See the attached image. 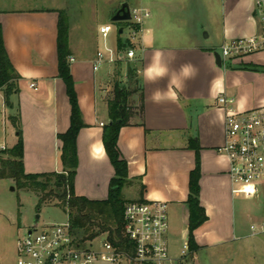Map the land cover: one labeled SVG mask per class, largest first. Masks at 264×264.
I'll list each match as a JSON object with an SVG mask.
<instances>
[{"label": "crops", "instance_id": "1", "mask_svg": "<svg viewBox=\"0 0 264 264\" xmlns=\"http://www.w3.org/2000/svg\"><path fill=\"white\" fill-rule=\"evenodd\" d=\"M107 2V20L98 23L93 51L80 53L69 35L67 62L85 124L76 138L75 193L94 200L108 195L115 172L102 142L103 127L110 120L107 100L113 80L125 82L131 67L136 73V89L129 98L134 110L117 139L127 167L122 196L127 200L167 202L169 217L180 222L181 239L186 242L189 181L197 166L198 201L206 220L193 231L198 245L194 263L202 264L204 255L218 262L246 264L249 255L245 250L250 248L251 237L264 234V218L259 222L260 231L250 232L254 225L247 226L248 213L232 192L228 160L217 152L225 141V111L217 104V97L221 93L234 97L238 110L260 106L264 97L249 98L245 94L248 83L243 73L258 71L240 68L239 64H253L251 60L243 61L245 57H241L217 66L213 53L219 52L227 40L255 34L253 0H134V7L146 8L150 16L129 39L132 58L126 57L127 50L117 52L118 36L111 37L112 28L106 37L99 33V27L110 24V17L123 2L129 8L130 4L128 0ZM58 18L56 6H0L4 47L20 77L18 91L11 97L12 109L5 107L0 90V113L12 128L15 143L17 131L9 115L17 117L23 165L28 173L62 170L57 136L69 127L70 103L59 75ZM119 37L123 39L121 33ZM99 39L106 51L114 49L116 54L115 58L109 54L95 69ZM109 56L113 61L108 60ZM151 63L167 68L162 78L152 82L143 75ZM181 65H191L194 71L181 77L182 86L177 89L171 79ZM157 90L165 94L164 99L153 98ZM126 189L128 197L124 196Z\"/></svg>", "mask_w": 264, "mask_h": 264}, {"label": "built area", "instance_id": "2", "mask_svg": "<svg viewBox=\"0 0 264 264\" xmlns=\"http://www.w3.org/2000/svg\"><path fill=\"white\" fill-rule=\"evenodd\" d=\"M253 2L257 31L249 37L225 41L218 52L222 61L264 50V0ZM129 13L128 21L138 26L130 28L133 39L150 12L143 7H130ZM110 31V24L99 27L103 37ZM108 52L111 54V50ZM133 56V49H128L126 57ZM73 60L70 57V61ZM104 60L103 53L98 51L94 68ZM108 60L113 61L112 56ZM217 104L225 111V141L217 152L228 160L232 192L245 198H257L264 185V105L238 110L235 98L224 93L218 95ZM123 215L124 233L131 242L128 250L119 249L105 235L98 246L92 245L93 240L79 245L73 241L67 222L40 227L36 224L17 236V256L12 264H178L187 253L184 242L176 258L169 254L167 202L129 201L124 205Z\"/></svg>", "mask_w": 264, "mask_h": 264}, {"label": "trees", "instance_id": "3", "mask_svg": "<svg viewBox=\"0 0 264 264\" xmlns=\"http://www.w3.org/2000/svg\"><path fill=\"white\" fill-rule=\"evenodd\" d=\"M57 52L59 61V75L66 85V92L70 103V124L68 129L58 134L61 142L60 159L61 171L42 173H28L23 165V141L17 117L9 115L11 124L16 128L17 141L10 148L0 149V178L11 179L18 189L31 191L37 196V209L44 204L54 203L67 214L69 232L74 242L84 245L96 237L105 235L106 238L119 249L128 250L130 240L124 233V205L129 201L122 196L121 189L127 182V167L121 158L118 146V132L122 126L129 124L133 107L129 101L134 92L128 85L119 79L113 80L110 98L107 100L109 122L103 127L102 142L105 152L114 167V177L109 184L108 195L105 199L94 200L78 195L74 190V179L78 165L76 138L79 130L85 126L78 107L73 82L69 73L67 56L70 51L67 47V28L65 18L58 12ZM130 28H138L129 21H123ZM124 27V26H123ZM116 50L131 49L129 39H121L117 31ZM231 64V63H230ZM240 68L263 70L264 66L255 64H239ZM119 73L116 72L117 76ZM135 69L128 67L126 78H134ZM18 74L15 72L2 38L0 28V90L4 97L7 109L13 108L12 95L18 91ZM198 168L191 172L189 181V195L187 205L189 210L187 253L178 261V264H190L198 245L194 240L193 231L206 220L204 209L198 201Z\"/></svg>", "mask_w": 264, "mask_h": 264}, {"label": "rangeland", "instance_id": "4", "mask_svg": "<svg viewBox=\"0 0 264 264\" xmlns=\"http://www.w3.org/2000/svg\"><path fill=\"white\" fill-rule=\"evenodd\" d=\"M130 7H134V0H128ZM0 6L11 8L28 7H52L56 6L57 11L63 14L67 30V47L69 50V35L71 34L74 44L79 48L80 53L84 54L94 50V40L96 29L99 22L107 20L109 5L107 0H0ZM111 37L117 34V29L123 27L121 36L123 39H131L130 27L123 22H110ZM99 50L105 55L110 54L103 47L102 40L99 39ZM126 49L122 50L125 51ZM70 51V50H69ZM115 58V50L111 51ZM243 61L251 60L253 64L264 66V50L244 56ZM228 60L224 59L223 65ZM239 62V61H238ZM123 66V65H122ZM243 73L245 94L249 96L264 97V71ZM122 83L128 85L129 89L135 90L136 83L134 78H129ZM133 103V101H130ZM264 105V103L262 104ZM134 110V106H133ZM15 143L12 128L7 118L0 113V149L10 148ZM14 187V189H12ZM128 189L124 191V196L128 197ZM239 206L248 213L247 226L254 225L250 232L260 231V220L264 218V185L257 198H244L237 194ZM37 196L31 191L18 189L14 182L9 178H0V264H12L16 260V240L23 229L34 225L36 215H39L37 226L47 224H65L67 214L56 204H44L37 209ZM169 254L176 258L184 240L181 239L180 222L169 217ZM103 236L96 237L92 241L93 246H98L103 240ZM251 245L245 250L246 264H264V234H258L250 238ZM248 252V253H247ZM202 264H231L229 261H219L215 257L209 258L203 255ZM190 264H195L194 260Z\"/></svg>", "mask_w": 264, "mask_h": 264}, {"label": "clouds", "instance_id": "5", "mask_svg": "<svg viewBox=\"0 0 264 264\" xmlns=\"http://www.w3.org/2000/svg\"><path fill=\"white\" fill-rule=\"evenodd\" d=\"M192 71H194V69H192L191 65H181L180 68L176 70L177 75L171 79V83H173L175 87L179 89L182 86L181 77H188L189 75H191ZM166 73L167 68L164 66H159L157 63L149 64L143 71L145 79L150 82L155 81L158 78H162ZM153 98L159 101L165 98V94L160 90H157L154 93Z\"/></svg>", "mask_w": 264, "mask_h": 264}, {"label": "water", "instance_id": "6", "mask_svg": "<svg viewBox=\"0 0 264 264\" xmlns=\"http://www.w3.org/2000/svg\"><path fill=\"white\" fill-rule=\"evenodd\" d=\"M130 20V13H129V5L126 2H123L120 7L113 13V15L110 17V22H123ZM118 32L122 33V28H118ZM213 56L215 58V63L217 66H221L222 60L217 51L213 53ZM14 189V187H12ZM39 215H36V219L34 222V225H36L38 221Z\"/></svg>", "mask_w": 264, "mask_h": 264}]
</instances>
